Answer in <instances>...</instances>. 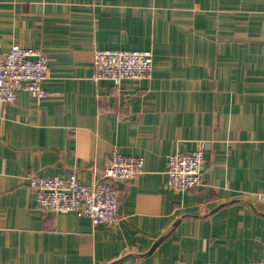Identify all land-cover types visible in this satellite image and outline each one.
I'll return each mask as SVG.
<instances>
[{"label": "crops", "instance_id": "1", "mask_svg": "<svg viewBox=\"0 0 264 264\" xmlns=\"http://www.w3.org/2000/svg\"><path fill=\"white\" fill-rule=\"evenodd\" d=\"M48 59L38 99L0 106V264H253L264 258V0H0V52ZM95 50H149L145 80L93 82ZM25 91V92H24ZM206 142L202 183L165 184L168 156ZM115 226L34 209L28 178L93 184L112 150Z\"/></svg>", "mask_w": 264, "mask_h": 264}, {"label": "built area", "instance_id": "2", "mask_svg": "<svg viewBox=\"0 0 264 264\" xmlns=\"http://www.w3.org/2000/svg\"><path fill=\"white\" fill-rule=\"evenodd\" d=\"M91 80L111 81L119 86L124 79L145 80L150 77L152 53L149 50H95ZM48 59L39 49L12 46L0 52V106H14L20 91L33 93L38 99L49 94L42 87L47 79ZM207 144L201 141L191 152L168 156L165 184L175 191H187L202 183L203 153ZM143 160L125 156L113 149L106 159L98 179L91 185L81 183L75 174L68 177L28 178L34 195V209L41 213H74L87 217L93 227L115 226L118 215L119 192L116 182H129L142 173ZM251 206H264V195L253 193L246 197ZM172 264L187 263L176 261ZM253 264H264V258Z\"/></svg>", "mask_w": 264, "mask_h": 264}, {"label": "bare ground", "instance_id": "3", "mask_svg": "<svg viewBox=\"0 0 264 264\" xmlns=\"http://www.w3.org/2000/svg\"><path fill=\"white\" fill-rule=\"evenodd\" d=\"M25 92V91H24ZM84 184V183H83ZM88 185V184H87ZM119 189V188H118Z\"/></svg>", "mask_w": 264, "mask_h": 264}]
</instances>
